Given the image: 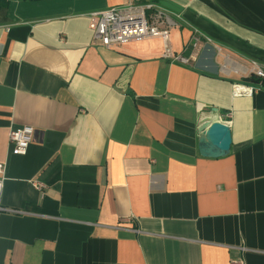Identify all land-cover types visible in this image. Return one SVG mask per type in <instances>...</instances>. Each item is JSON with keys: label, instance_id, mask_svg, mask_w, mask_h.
I'll use <instances>...</instances> for the list:
<instances>
[{"label": "crops", "instance_id": "obj_1", "mask_svg": "<svg viewBox=\"0 0 264 264\" xmlns=\"http://www.w3.org/2000/svg\"><path fill=\"white\" fill-rule=\"evenodd\" d=\"M148 2L190 64L160 38L93 37L90 12ZM253 61L264 0L6 1L0 204L19 212H0V264H264V87L232 96ZM214 119L232 131L219 157L199 149ZM22 125L35 135L19 155L8 134Z\"/></svg>", "mask_w": 264, "mask_h": 264}, {"label": "built area", "instance_id": "obj_2", "mask_svg": "<svg viewBox=\"0 0 264 264\" xmlns=\"http://www.w3.org/2000/svg\"><path fill=\"white\" fill-rule=\"evenodd\" d=\"M88 17L93 37L100 40L105 46L109 47L114 44H124L148 38H160L165 45L163 57L184 64L191 62L192 58L175 54L171 49L169 45L170 31L177 22L156 3H128L122 6H112L103 10L92 11ZM192 46L194 49L199 48V35L193 38ZM249 73L264 78V66L253 61ZM260 88L261 85L234 82L232 84V96H251ZM34 135L35 128L30 125L10 128L8 139L12 145L13 153L25 154L34 139ZM6 169V163L0 161V196ZM33 185L40 190L44 187L41 182L37 181H34ZM1 211L19 212L17 209L7 208L0 204ZM231 264L245 263L238 258H233Z\"/></svg>", "mask_w": 264, "mask_h": 264}, {"label": "water", "instance_id": "obj_3", "mask_svg": "<svg viewBox=\"0 0 264 264\" xmlns=\"http://www.w3.org/2000/svg\"><path fill=\"white\" fill-rule=\"evenodd\" d=\"M201 132L199 149L202 155L219 157L229 152L233 139L228 122L218 119L206 121Z\"/></svg>", "mask_w": 264, "mask_h": 264}, {"label": "trees", "instance_id": "obj_4", "mask_svg": "<svg viewBox=\"0 0 264 264\" xmlns=\"http://www.w3.org/2000/svg\"><path fill=\"white\" fill-rule=\"evenodd\" d=\"M8 0H0V8L4 7ZM241 83L248 84V85H261L264 87V78H260L254 74H250L241 79Z\"/></svg>", "mask_w": 264, "mask_h": 264}]
</instances>
